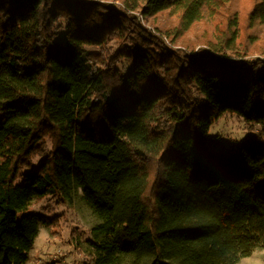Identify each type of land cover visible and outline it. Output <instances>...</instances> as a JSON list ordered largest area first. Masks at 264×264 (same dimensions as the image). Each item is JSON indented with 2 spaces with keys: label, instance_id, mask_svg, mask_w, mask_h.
Listing matches in <instances>:
<instances>
[{
  "label": "trees",
  "instance_id": "obj_1",
  "mask_svg": "<svg viewBox=\"0 0 264 264\" xmlns=\"http://www.w3.org/2000/svg\"><path fill=\"white\" fill-rule=\"evenodd\" d=\"M227 114L264 130V0H0V264L59 234L34 201L78 188L84 264L264 249V139L214 152Z\"/></svg>",
  "mask_w": 264,
  "mask_h": 264
},
{
  "label": "rangeland",
  "instance_id": "obj_2",
  "mask_svg": "<svg viewBox=\"0 0 264 264\" xmlns=\"http://www.w3.org/2000/svg\"><path fill=\"white\" fill-rule=\"evenodd\" d=\"M209 134L216 140L219 139L218 142L210 144V148L219 154L234 151L250 134L264 139V130L259 125H250L236 114H227L215 121ZM41 158L36 156L33 159V169ZM20 181L21 176L16 179L17 183ZM29 209L47 216L60 215V228L57 235L51 233L48 227H39L26 264H48L53 261H57V264L86 262L91 252L87 242L92 238L90 229L98 220L83 200L81 189H74L70 202L45 196L34 201ZM238 264H264V249L256 248L251 255L241 258Z\"/></svg>",
  "mask_w": 264,
  "mask_h": 264
}]
</instances>
